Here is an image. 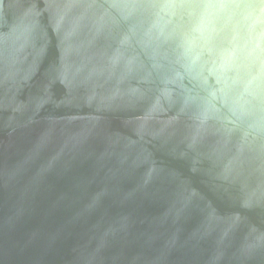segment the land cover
I'll use <instances>...</instances> for the list:
<instances>
[{"label": "water", "instance_id": "1", "mask_svg": "<svg viewBox=\"0 0 264 264\" xmlns=\"http://www.w3.org/2000/svg\"><path fill=\"white\" fill-rule=\"evenodd\" d=\"M210 2L0 0V264H264V0Z\"/></svg>", "mask_w": 264, "mask_h": 264}, {"label": "clouds", "instance_id": "2", "mask_svg": "<svg viewBox=\"0 0 264 264\" xmlns=\"http://www.w3.org/2000/svg\"><path fill=\"white\" fill-rule=\"evenodd\" d=\"M235 7L238 5L228 4L223 0L204 4V10L200 13L198 30L203 31L211 18L225 14L226 10ZM190 14L194 15L195 12ZM228 14L235 15V13ZM237 38H239V33H237ZM198 58L199 54L192 57L193 61ZM217 67L221 72L225 87L243 85L242 92L237 96L238 100L244 93L254 95L253 88L264 83V24L259 20H249L246 26V38L242 43H234L226 54H222L221 63ZM229 70H234V75L231 77L226 74Z\"/></svg>", "mask_w": 264, "mask_h": 264}]
</instances>
